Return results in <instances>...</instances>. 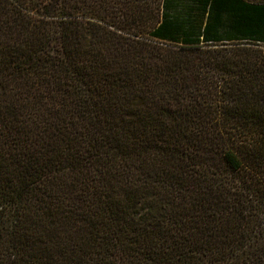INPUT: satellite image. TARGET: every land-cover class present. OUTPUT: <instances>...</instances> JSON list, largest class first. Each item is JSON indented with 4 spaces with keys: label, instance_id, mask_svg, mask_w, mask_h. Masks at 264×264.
<instances>
[{
    "label": "trees",
    "instance_id": "1",
    "mask_svg": "<svg viewBox=\"0 0 264 264\" xmlns=\"http://www.w3.org/2000/svg\"><path fill=\"white\" fill-rule=\"evenodd\" d=\"M0 264H264V0H0Z\"/></svg>",
    "mask_w": 264,
    "mask_h": 264
}]
</instances>
